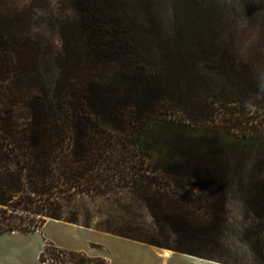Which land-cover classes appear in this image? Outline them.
Here are the masks:
<instances>
[{
  "label": "rangeland",
  "instance_id": "rangeland-1",
  "mask_svg": "<svg viewBox=\"0 0 264 264\" xmlns=\"http://www.w3.org/2000/svg\"><path fill=\"white\" fill-rule=\"evenodd\" d=\"M0 1L9 11L28 10L23 35L36 48L43 85L38 98L15 107L18 127H30L44 105L55 107L56 90L63 95L73 81H65L71 74L91 81L85 89L93 88L90 92L100 104H106L112 93L127 92L120 82L124 72L94 63L81 56V50L74 58L65 53L72 46L62 41L60 30L74 21L75 0ZM102 6L107 20L129 30L136 60L168 79L174 90L188 91V100L196 96L208 104L206 110L213 117L204 129L206 138L213 140L210 144L232 170L224 175L221 187L199 182L185 187L192 222L180 227L167 220L155 222L146 205L126 189L60 200L59 218L46 217L34 236L0 240V264L10 250L24 252L21 264H42L32 258L39 240L38 256L45 250L43 260L48 264H122L127 250L136 245L191 253L221 264H264V102L249 108L246 102L233 100L224 110L219 101L209 104L225 93L234 98L242 91L247 97L256 93L249 85L253 79L264 89V0H102ZM225 48L233 49L234 68L245 69L242 78L229 67L222 69L223 60L229 59L224 57ZM208 49L215 52L210 60ZM91 68H96L94 74L87 75ZM193 102L187 108L194 110ZM236 134L245 137L242 141L229 137ZM162 156L154 155L153 161ZM28 185L24 181L22 187Z\"/></svg>",
  "mask_w": 264,
  "mask_h": 264
},
{
  "label": "trees",
  "instance_id": "trees-1",
  "mask_svg": "<svg viewBox=\"0 0 264 264\" xmlns=\"http://www.w3.org/2000/svg\"><path fill=\"white\" fill-rule=\"evenodd\" d=\"M72 8L73 23L60 30L62 41L72 46L65 53L74 58L81 50L94 63L124 72L120 82L128 89L100 104L93 88L85 89L91 81L71 74L63 95L56 90V106L44 105L30 127H18L15 107L38 98L43 85L36 48L23 35L28 10L9 11L0 1V236L34 233L46 217L58 219L60 200L122 189L143 202L155 222L191 224L185 187L191 182L221 187L232 170L206 138L204 129L213 117L208 104L196 96L188 100V91L174 90L168 79L136 60L129 30L105 18L102 0H75ZM223 54L230 60H223L222 69L242 78L246 71L234 68L233 49ZM214 56L206 51V60ZM250 84L256 93L247 97L242 91L235 98L225 93L209 104L219 101L224 110L234 100L257 107L264 102V89L258 80ZM191 101L194 110L187 108ZM229 137L242 141L245 135ZM156 154L163 155L157 163ZM24 181L28 187H22Z\"/></svg>",
  "mask_w": 264,
  "mask_h": 264
},
{
  "label": "crops",
  "instance_id": "crops-1",
  "mask_svg": "<svg viewBox=\"0 0 264 264\" xmlns=\"http://www.w3.org/2000/svg\"><path fill=\"white\" fill-rule=\"evenodd\" d=\"M35 233V232H34ZM34 233L22 234V233H10L0 236V240L3 237H15V236H26L32 237ZM32 234V235H30ZM134 245V244H133ZM66 251H72L65 249L60 245H55ZM41 241H37V244L32 249V258L37 262L38 253L40 252ZM163 251V250H162ZM24 259V252L22 250H10L9 253L4 255L2 262L4 264H21ZM1 262V261H0ZM122 264H221L219 262L203 259L200 257L183 254V253H172L169 257H164L162 252H159L153 248L142 247L136 245V247H130L127 253L122 259Z\"/></svg>",
  "mask_w": 264,
  "mask_h": 264
},
{
  "label": "bare ground",
  "instance_id": "bare-ground-1",
  "mask_svg": "<svg viewBox=\"0 0 264 264\" xmlns=\"http://www.w3.org/2000/svg\"><path fill=\"white\" fill-rule=\"evenodd\" d=\"M162 253L164 257H169L171 255V251L169 250H163Z\"/></svg>",
  "mask_w": 264,
  "mask_h": 264
},
{
  "label": "built area",
  "instance_id": "built-area-1",
  "mask_svg": "<svg viewBox=\"0 0 264 264\" xmlns=\"http://www.w3.org/2000/svg\"><path fill=\"white\" fill-rule=\"evenodd\" d=\"M44 251H45V250L41 251L40 255H41V254L44 255ZM40 255H39V256H40ZM39 256H38V261H39ZM39 262H40V261H39ZM40 263H41V262H40ZM42 264H48V261H44V262H42Z\"/></svg>",
  "mask_w": 264,
  "mask_h": 264
}]
</instances>
